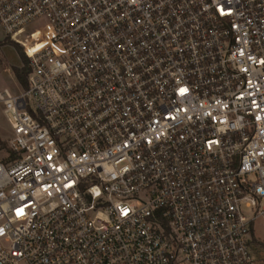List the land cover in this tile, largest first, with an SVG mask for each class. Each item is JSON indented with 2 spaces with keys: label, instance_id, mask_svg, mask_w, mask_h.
Returning <instances> with one entry per match:
<instances>
[{
  "label": "built area",
  "instance_id": "2783aa9c",
  "mask_svg": "<svg viewBox=\"0 0 264 264\" xmlns=\"http://www.w3.org/2000/svg\"><path fill=\"white\" fill-rule=\"evenodd\" d=\"M0 264H264V0H0Z\"/></svg>",
  "mask_w": 264,
  "mask_h": 264
},
{
  "label": "rangeland",
  "instance_id": "374dc122",
  "mask_svg": "<svg viewBox=\"0 0 264 264\" xmlns=\"http://www.w3.org/2000/svg\"><path fill=\"white\" fill-rule=\"evenodd\" d=\"M5 40L6 37H4V32L0 29V43ZM19 45L22 46L21 44ZM22 48L24 51L23 46ZM22 65L21 55L14 44H0V91L8 89L13 93H19L24 89L13 72V67H22ZM1 110L2 109H0V154H2L1 149L7 145V140L11 134V128ZM254 234L260 242L264 243L263 219L260 218L256 221ZM262 253H264V251H262Z\"/></svg>",
  "mask_w": 264,
  "mask_h": 264
},
{
  "label": "trees",
  "instance_id": "16d2710c",
  "mask_svg": "<svg viewBox=\"0 0 264 264\" xmlns=\"http://www.w3.org/2000/svg\"><path fill=\"white\" fill-rule=\"evenodd\" d=\"M1 45L5 44H14L19 51V54L21 55L22 60V67H13V72L17 78V80L20 82V84L26 89L28 87V75L30 72L29 64H28V58L25 55V52L23 51L22 46H20L15 41L11 40L9 37H6L5 41H2L0 43ZM259 245L264 249V243L259 242Z\"/></svg>",
  "mask_w": 264,
  "mask_h": 264
},
{
  "label": "bare ground",
  "instance_id": "6f19581e",
  "mask_svg": "<svg viewBox=\"0 0 264 264\" xmlns=\"http://www.w3.org/2000/svg\"><path fill=\"white\" fill-rule=\"evenodd\" d=\"M1 109V108H0ZM2 111V110H1ZM4 114V113H3ZM5 116V115H4Z\"/></svg>",
  "mask_w": 264,
  "mask_h": 264
}]
</instances>
